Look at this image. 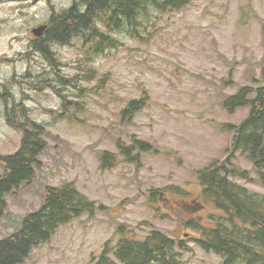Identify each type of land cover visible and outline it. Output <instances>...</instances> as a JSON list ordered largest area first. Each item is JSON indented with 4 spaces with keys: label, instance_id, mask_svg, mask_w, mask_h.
<instances>
[{
    "label": "rangeland",
    "instance_id": "obj_1",
    "mask_svg": "<svg viewBox=\"0 0 264 264\" xmlns=\"http://www.w3.org/2000/svg\"><path fill=\"white\" fill-rule=\"evenodd\" d=\"M35 2L0 0V85L31 65L34 74L49 67L41 53L27 51L30 28L46 21L53 6L61 8L71 0ZM244 12L249 15L245 17ZM17 15L23 16L21 26ZM150 23L147 27L152 30L145 38L121 33L116 49L97 54L88 44L54 46L63 74H79L88 101H80L86 106L79 114L81 121L58 123L53 117L63 106L60 98L48 90L33 94L37 101L28 104L34 118L52 131L51 147L41 155V176L8 195L9 212L0 223V238L12 231V217H25L43 205L46 185L52 183L71 181L98 208L62 225L50 242L35 248L22 264H96L109 241L113 258L119 227L145 236L152 227L146 217L156 222L153 228L185 239L187 264H218L221 256L203 250L194 239L198 233L188 238L184 234L192 216L184 205L198 200L206 206L199 210L196 204L199 221H208L214 212L212 201L202 193L197 167L233 155L234 165L249 177L235 180L264 195L255 166L235 148V126L246 118L249 108L241 106L232 112L225 105V99L243 85H264V0H193L182 9L153 13ZM49 77L56 85L58 77ZM41 81L45 78L40 77ZM132 100L143 104L130 106ZM134 136L151 144L140 161L123 156L117 167L100 172L103 151L121 152L126 148L123 142L134 143ZM20 137L0 117V151L13 149ZM91 141L101 146H92ZM142 146L136 143L137 149ZM55 167L59 171L53 174ZM153 188L161 194L155 195Z\"/></svg>",
    "mask_w": 264,
    "mask_h": 264
},
{
    "label": "trees",
    "instance_id": "obj_2",
    "mask_svg": "<svg viewBox=\"0 0 264 264\" xmlns=\"http://www.w3.org/2000/svg\"><path fill=\"white\" fill-rule=\"evenodd\" d=\"M80 1L87 8L83 10L73 7L65 11L61 14L62 18L53 22L48 29L47 38L67 43L71 37L83 36L87 42L91 39L93 51L97 53L98 49H116L122 42L118 31L123 27L124 33L131 37L138 29L148 26L151 17L143 18L148 15L149 9H182L192 0ZM100 13L110 14L109 34L96 27L95 19ZM155 20L156 18L153 22ZM33 45L36 47L32 50L41 52L54 67L47 70V73L58 71L59 64L55 62L53 49L45 45L44 41L29 44V47ZM28 80L34 81L27 83L29 92L20 101H14L18 115L6 118L10 128L22 131V139L15 152H0V223L9 212L8 195L22 184L31 183L41 176L39 173L43 164L39 156L48 147L46 138H53V133L46 124L34 118L28 104L30 100L37 101L33 94L42 95L43 84L34 79ZM58 81L63 84L65 78L58 75ZM137 103L141 106L143 104L132 100L130 106ZM225 105L232 112L239 106L249 107V115L236 127L235 145L237 149L247 153L257 169L264 170V85L258 88L243 86L237 94L225 101ZM64 108L67 110V106ZM0 117L4 118L1 111ZM63 117L64 114L55 116L58 123L63 121ZM143 145L146 149L149 148L148 143ZM107 154L104 151L102 155V167L114 165L113 157H108ZM60 160L61 157L58 156V161ZM59 170L55 167L52 173L56 174ZM204 171H201V179L206 198L224 214L211 219V225L198 227L202 249L220 254L223 257L221 264H264V195L243 188L230 178L231 175H236L233 162L215 159L209 164L206 177ZM260 175L264 182V174L260 172ZM95 208V202L81 193L72 182L46 185L45 199L40 209L25 217L17 215L10 219L12 231L0 238V264L24 263L32 250L49 242L62 224L86 211L93 214ZM119 231V242L112 250L115 257L111 258V252L107 249L96 264H185L183 253L188 252L189 248L184 246L183 241L176 243L175 239L158 229L152 230L144 239L138 238L133 230L124 226H120Z\"/></svg>",
    "mask_w": 264,
    "mask_h": 264
},
{
    "label": "flooded vegetation",
    "instance_id": "obj_3",
    "mask_svg": "<svg viewBox=\"0 0 264 264\" xmlns=\"http://www.w3.org/2000/svg\"><path fill=\"white\" fill-rule=\"evenodd\" d=\"M73 7H75V8H77V9H83V10H85L86 8H87V5L86 4H84V3H82V2H78L77 0H71V3L69 4V5H64V6H62L61 7V10H60V12H59V14L58 13H54L52 16H51V18L48 20V22H47V25H48V27L50 28V27H52V25H53V22H57L58 21V19L59 18H62L61 17V14H63L65 11H67V10H70L71 8H73ZM55 16H57V18H54ZM48 28V29H49ZM48 29L45 31V34L42 36V37H35V36H30L29 38V40H30V45L32 44V43H34L35 44V42H38V41H44L45 42V45H48V46H50V47H54V46H56V42L60 45V46H62V47H64V48H67V47H69L68 45H64V44H62V43H64L63 41H51L50 39H48L47 38V32H48ZM73 40H75V37H71V39L69 40L71 43L73 42ZM90 43H91V46L93 47V43L91 42V39H90ZM36 47V45H33L32 46V48H35ZM39 53H41V52H39Z\"/></svg>",
    "mask_w": 264,
    "mask_h": 264
},
{
    "label": "water",
    "instance_id": "obj_4",
    "mask_svg": "<svg viewBox=\"0 0 264 264\" xmlns=\"http://www.w3.org/2000/svg\"><path fill=\"white\" fill-rule=\"evenodd\" d=\"M45 29H46V26H41V27H39V28L34 29V33H35L36 35H41L42 32H43Z\"/></svg>",
    "mask_w": 264,
    "mask_h": 264
},
{
    "label": "bare ground",
    "instance_id": "obj_5",
    "mask_svg": "<svg viewBox=\"0 0 264 264\" xmlns=\"http://www.w3.org/2000/svg\"><path fill=\"white\" fill-rule=\"evenodd\" d=\"M167 18V17H166ZM126 25V24H125ZM263 26V25H262ZM264 27V26H263ZM132 32V31H131ZM109 34V33H108ZM108 41V40H107ZM261 64V63H260ZM259 66V65H258ZM249 68V67H248ZM253 72V71H252ZM251 72V73H252ZM259 72V71H258ZM249 74V73H248ZM257 74V73H256ZM258 75V74H257ZM52 133V132H51ZM232 172V171H231ZM219 186V185H218ZM203 195V194H202Z\"/></svg>",
    "mask_w": 264,
    "mask_h": 264
}]
</instances>
